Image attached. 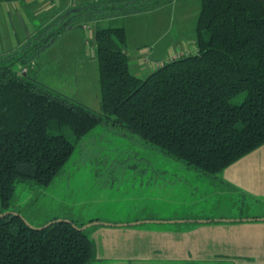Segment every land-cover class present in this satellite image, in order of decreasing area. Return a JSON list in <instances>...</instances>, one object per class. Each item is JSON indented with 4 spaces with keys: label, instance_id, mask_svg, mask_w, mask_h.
Returning a JSON list of instances; mask_svg holds the SVG:
<instances>
[{
    "label": "trees",
    "instance_id": "trees-1",
    "mask_svg": "<svg viewBox=\"0 0 264 264\" xmlns=\"http://www.w3.org/2000/svg\"><path fill=\"white\" fill-rule=\"evenodd\" d=\"M172 1L95 2L0 54V213L10 210L17 184H51L98 125L128 131L213 177L264 144V0H198L195 52L137 76L129 68L124 26L99 19ZM90 20L96 22L99 111L20 71L65 30ZM81 225L53 219L35 228L8 213L0 217V264H92L95 242Z\"/></svg>",
    "mask_w": 264,
    "mask_h": 264
},
{
    "label": "rangeland",
    "instance_id": "rangeland-1",
    "mask_svg": "<svg viewBox=\"0 0 264 264\" xmlns=\"http://www.w3.org/2000/svg\"><path fill=\"white\" fill-rule=\"evenodd\" d=\"M181 5L174 8L172 17L170 9L164 10L163 21L158 18L159 13L152 16L140 12L141 15L136 13L137 15L128 16L122 21L126 30V46L132 52L137 51L136 48L142 43L147 47L155 46V49L165 48L172 43L171 33L177 28V16L182 14L185 19L182 25L185 28L183 31L186 33V43L194 49L191 34L199 2L188 0L186 6L183 4L185 7ZM179 7L185 8L183 13ZM112 21L101 23L107 25ZM88 22L93 32L96 22ZM163 27L164 37L157 41L156 32ZM68 40L72 42V38L60 40L43 58L37 56L34 62L28 63L20 71L23 75L37 78L40 82L70 94V83L74 82L77 90L75 93L73 91L74 98L99 111L97 59L92 56V49L89 48L86 60H78L80 56L77 51L83 46L76 42L69 45ZM72 48L78 50L71 52ZM153 56L155 61L165 57L160 59L159 55ZM62 65L69 70L61 68ZM73 67L76 68L75 73L69 74ZM129 68L133 74H137L135 64H131ZM222 174L223 172L217 177L202 175L193 168L166 157L128 131L98 125L77 145L71 158L51 184L34 187L17 184L8 211L22 215L33 227H40L53 219H71L83 225L91 220L99 221L84 229L95 242L97 259L92 264H188L171 257L174 255L168 251L155 249L158 245L164 246L166 239H175V236H159L151 232L176 227L165 224L164 216H172L169 220L175 223L180 220L176 218L177 215L184 212L207 211L212 214L225 207L236 210V206L243 203L248 206L254 204L250 198L242 199L241 196L221 192L218 183H221ZM142 220L162 221L136 223ZM136 229L140 232L129 233ZM133 245L135 250L130 251ZM199 261L203 264H232L224 260Z\"/></svg>",
    "mask_w": 264,
    "mask_h": 264
},
{
    "label": "crops",
    "instance_id": "crops-1",
    "mask_svg": "<svg viewBox=\"0 0 264 264\" xmlns=\"http://www.w3.org/2000/svg\"><path fill=\"white\" fill-rule=\"evenodd\" d=\"M99 1L102 0L0 1V54L19 48L25 42L33 38L42 27L55 21L61 22L66 19L68 12L72 13L78 8ZM187 2L188 0H173L166 6L163 5L157 9L146 11L141 14H151L153 16L159 13L158 18L160 17L163 21L162 13L164 14V10L169 11L170 9L172 17L174 8H176L178 4H182L181 7L183 4L186 6ZM181 7H179L180 12L183 13L185 8ZM134 15L135 14H133V16ZM128 16L131 17L132 14ZM128 16L120 17V19H111L107 17L104 18V20H99H101V22L113 20L112 22L118 21L122 23ZM177 17V28L171 33L170 40L172 43L167 44L165 48L155 49V46L147 47L142 43L136 48L137 51L134 50L132 52V50L126 46L129 66L131 64L136 65L138 71L136 74L137 76L144 77L156 68L154 65L156 61L153 54H156V56L159 55L161 59L175 50H189L192 53L195 52L196 47L193 49L185 40L186 33L183 31L185 28H183L182 25L184 24L183 21H185L184 15L182 16V14H179ZM71 34L75 35L72 36ZM93 36L94 30L93 32L91 31L89 22H82V25L78 27L65 30L59 38L44 49L45 51L41 53L40 58H43L46 52L57 42L65 38H72V42H76L79 46H83L81 50L77 48H72L71 50V52L78 50L77 55L80 56L78 60H86L87 53L90 49H92V56L94 57L95 46L91 44V38H93ZM155 37L157 41H159L161 37H164V27L156 32ZM67 42L70 43L69 45L72 43L69 42V40ZM191 42L195 44L194 34H191ZM56 62L57 59L54 63L56 64ZM61 68L69 70L66 69L65 65ZM74 70H76L75 67L71 68L68 73L74 74ZM33 79L40 82L37 78ZM41 83L54 88L43 81H41ZM70 87H72V94L62 89L54 88V90L87 106V104L81 100L78 101L74 98V93L75 91L77 92L76 88H74V82L70 83ZM221 178V183H218L221 192L238 195L241 196L242 199L245 197L250 198L251 202L257 206L254 204L251 206L245 205L243 203L244 200H242L241 203H243V205L236 206V210L235 208L232 210L225 207L212 214L207 211L184 212L178 214L176 217L184 221L178 220L175 223L167 222L172 216H164L165 224L176 227H173L172 230L167 228L166 231H153L151 233L153 235L156 234L166 237L171 235L176 238L172 240L166 239L163 243L164 246L158 245L155 248L156 251H168V253L174 255L171 257L186 261L188 264H203L200 263L199 260H203V262L224 260L232 264H264V144L227 166L223 170ZM201 219L207 221H197ZM135 232L140 231L137 229L129 231L130 234H134ZM141 233H144V231H141ZM145 233H148V231H145ZM168 242H170V244H168ZM129 250L134 251L135 245L130 247ZM173 252L175 254H173ZM237 258H242V260H237Z\"/></svg>",
    "mask_w": 264,
    "mask_h": 264
},
{
    "label": "water",
    "instance_id": "water-1",
    "mask_svg": "<svg viewBox=\"0 0 264 264\" xmlns=\"http://www.w3.org/2000/svg\"><path fill=\"white\" fill-rule=\"evenodd\" d=\"M8 213H12V214H17V215H19V216H21L22 217V215H20V214H18V213H15V212H12V211H4V212H1L0 213V217H2V216H4V215H6V214H8ZM23 218V217H22ZM24 219V218H23ZM55 220H61V219H55ZM223 220H230V219H223ZM25 221V220H24ZM160 222V221H162V220H142V221H139V222H136V223H142V222ZM170 222L171 221H173V220H169ZM180 221H184V220H180ZM197 221H199V222H204V221H207V220H204V219H201V220H197ZM26 222V221H25ZM99 221H89L87 224H85V225H81V226H77V228H79V229H85L87 226H89V225H91V224H96V223H98ZM27 223V222H26ZM49 223H51V221L50 222H48V223H46L45 225H42V226H46L47 224H49ZM28 224V223H27ZM74 226H76V225H74ZM33 227V226H32ZM35 228H41V226L40 227H35Z\"/></svg>",
    "mask_w": 264,
    "mask_h": 264
},
{
    "label": "built area",
    "instance_id": "built-area-1",
    "mask_svg": "<svg viewBox=\"0 0 264 264\" xmlns=\"http://www.w3.org/2000/svg\"><path fill=\"white\" fill-rule=\"evenodd\" d=\"M191 53L189 50H175L174 52L168 54L164 59L154 62L155 67H160L168 61L176 59L180 56Z\"/></svg>",
    "mask_w": 264,
    "mask_h": 264
}]
</instances>
